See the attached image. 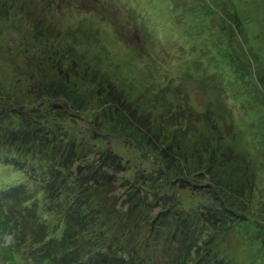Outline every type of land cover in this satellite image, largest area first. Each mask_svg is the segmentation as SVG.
<instances>
[{"label":"rangeland","instance_id":"rangeland-1","mask_svg":"<svg viewBox=\"0 0 264 264\" xmlns=\"http://www.w3.org/2000/svg\"><path fill=\"white\" fill-rule=\"evenodd\" d=\"M0 83L9 215L37 189H2L28 176L12 151L55 157L61 134L133 264H264V0H0ZM170 144L178 158L162 161ZM112 152L123 170L104 180ZM43 198L32 235L59 234ZM12 241L0 237V264H49L24 246L15 263Z\"/></svg>","mask_w":264,"mask_h":264},{"label":"trees","instance_id":"trees-1","mask_svg":"<svg viewBox=\"0 0 264 264\" xmlns=\"http://www.w3.org/2000/svg\"><path fill=\"white\" fill-rule=\"evenodd\" d=\"M35 20L36 21H33V24H35V26L39 25L38 30L43 28L44 25L40 24L38 19L35 18ZM35 32H37V30H35ZM75 68L76 67L74 66V69ZM2 90L3 86L1 84V100L4 98L3 94H1L4 92ZM126 105L130 104L126 103ZM209 116L210 114H208L207 118ZM133 117L135 118L134 114ZM212 118H217L216 113H214ZM132 121L134 120L132 119ZM217 121L219 120L217 119ZM146 125V123H143L142 126L145 127ZM216 127L218 130L220 129L218 124H216ZM58 134L59 132L57 135ZM59 135L61 137H59L60 139L58 140L55 137H52L54 139L53 141H55L56 149L58 148V158H55L57 156L52 158L49 156L46 158H39V155H36L37 152L34 147L35 144L29 141H25L21 144V146L17 147L15 149L16 152L12 151L13 154L17 155V164L23 163L25 165H29V169L26 170L28 176L25 177L26 180L24 183L22 182L23 180L18 181L14 176H12V174H10L9 178H7L9 182H7L5 186H2V189H11V191L14 189V191H21V188H27V184L37 185L35 192L32 190H25L24 194V190L21 191L25 201L31 199L28 203L24 202L25 204L22 207L26 208L23 209L22 212L15 211V215H9L6 208L4 206H0V227L2 228L0 231V237L6 233H10L12 235L13 242L8 245V247L12 250V260L15 263L20 260L19 254L21 253L17 251L22 249L20 246H24L25 250H28L27 247L32 251L36 250L37 255L34 257L37 258L38 256V259L41 260V262L47 263L48 261L49 264H133V257H129L125 254L128 253L127 250L125 251V241L111 239L112 227L109 229V227H106L107 221L101 220L100 214L102 209L99 206V203H96V198L89 196L90 194L87 189L85 191L82 189L83 185L88 188V183L82 184L77 180L74 182L75 179L79 178V176H77L74 179V174L77 173L80 175L84 169H82L83 167L80 164H78V166L75 165L77 168L74 167V163L77 161V155H74L75 157H71L68 154H65L70 152L72 153V150L67 148V143L62 142L61 140L64 139L61 134ZM50 139L51 138L49 137L43 140ZM52 146H54L53 143ZM175 149H178V147L175 148L174 144L165 145L159 148L158 156L162 159V161L163 159H177L178 156L174 153ZM179 149H181V147ZM112 153L113 155L110 154L108 159L111 164L104 172V180H110L108 175L109 169L110 172L123 170L121 167L122 161L120 154L115 152ZM38 154L41 153L38 152ZM18 155L20 158H18ZM23 155H26V157ZM102 155L105 156V154ZM179 157L181 163L186 161L181 157L187 158V156H183L182 154L180 156L179 154ZM36 158H38V161ZM23 159H25L24 162ZM57 159L59 160L57 161ZM102 164H105V162ZM98 165L93 164L89 167V169L97 170L96 168ZM112 165H114V169L110 168ZM73 167L76 171H72ZM63 168L68 170L66 176L65 173L64 175L62 173ZM5 176L8 177V175ZM147 182H149V180H147ZM93 188H95V186ZM132 189L135 190V188L129 186V192ZM36 193H40L41 195L33 198V195ZM158 197L157 201L154 202L166 200L163 196ZM42 198L44 205L45 203L49 204L46 211L48 210L53 213L56 211L55 214L58 213L59 218L57 219L56 227H59V230H61L59 234L50 235L47 228L41 227L42 233L40 231L35 236L32 235L33 233H36V231H34L35 223L30 222L29 218H33L38 215V212L41 209L40 202ZM69 198L72 199L70 203L67 201ZM77 201H79L81 206H74V203ZM76 205H78V203H76ZM165 209L168 211L167 208ZM44 211L45 209L43 208L41 211L42 215L37 220L39 225H42L40 221L43 213H45ZM95 217L97 219H95ZM153 221L154 220L152 219L148 221L149 227L153 228ZM146 237L149 236L147 235ZM20 243H23L24 245H21ZM115 253H117V256ZM112 254H114L113 257ZM130 256L133 255L130 254Z\"/></svg>","mask_w":264,"mask_h":264}]
</instances>
